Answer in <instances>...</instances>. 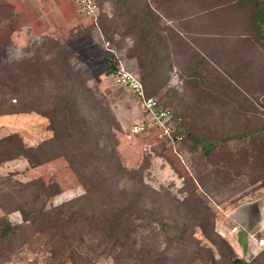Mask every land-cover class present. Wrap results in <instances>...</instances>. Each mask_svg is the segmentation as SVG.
Returning a JSON list of instances; mask_svg holds the SVG:
<instances>
[{
	"label": "rangeland",
	"instance_id": "rangeland-1",
	"mask_svg": "<svg viewBox=\"0 0 264 264\" xmlns=\"http://www.w3.org/2000/svg\"><path fill=\"white\" fill-rule=\"evenodd\" d=\"M95 2L98 11L94 19L76 0H0V138L16 133L31 146L50 138L49 119L23 108V102L27 91L32 96L40 94L43 79L45 104L40 108L50 107L51 96L56 95L50 73L56 78L69 73L79 87L80 102L82 94L88 96L84 111L90 113L91 120L96 121L97 100L117 124L116 151L133 177H119L115 186L129 191L141 178L147 193L162 197L163 205L168 194L195 206L199 202L203 222L213 227V231H207V226L204 230L191 216L186 222L194 225L189 232L192 238L159 231L158 247L166 256L165 264H228L232 256L243 259L239 264H264V241L260 243L256 233L250 235L241 220L236 222L237 214L245 218L244 204L264 195L260 191L264 186V32L258 36L250 29V4L239 0ZM145 5L158 17V26H151L150 31L151 42L157 44L154 51L158 48V55L165 53V43L169 49L165 67L159 66L154 74L155 81L167 80L156 91L146 64L155 57L143 54L147 40L145 30L139 31L148 25L132 29V15L137 14L138 22ZM132 52L142 54L143 61ZM195 52L199 56H194ZM111 62L122 63L138 76L148 97H155L181 119L178 131L184 133L182 140L160 136L140 98L109 76ZM63 63L65 70L57 68ZM1 82L5 84L2 87ZM139 122L146 128L133 134L131 127ZM244 131L253 133L231 137ZM195 138L211 141L210 148L195 143ZM38 178L57 190L51 196H39L47 207L84 192L64 157L34 167L23 157L2 162L0 264H75L59 252L52 253L47 238L39 233L30 239L18 232L1 236L7 222L25 224L19 211L7 205L9 199L2 192ZM152 227L158 231L155 224ZM144 232L158 239L149 225ZM169 235L171 242L166 239ZM92 264L119 263L108 254Z\"/></svg>",
	"mask_w": 264,
	"mask_h": 264
},
{
	"label": "trees",
	"instance_id": "trees-1",
	"mask_svg": "<svg viewBox=\"0 0 264 264\" xmlns=\"http://www.w3.org/2000/svg\"><path fill=\"white\" fill-rule=\"evenodd\" d=\"M237 1L233 0L235 3ZM239 1L250 4V29L260 36L264 32V0ZM140 14L138 22H135L137 14L132 15V29L138 30L140 24L143 25L142 27L148 25V29L141 28L139 31L145 30L147 40L143 54L152 55L153 53L155 57L146 62L151 70L150 75L155 81L157 77L154 74L159 66L165 67L163 63L169 49L165 43L163 46L165 53L158 55V48L156 52L154 51L157 44L151 42L150 31L151 26H158L157 14L148 5L144 6ZM157 37L159 42L163 43L159 33ZM261 37L264 38V34H261ZM170 52L173 53L172 50ZM132 53L141 59L142 54ZM194 56L199 54L195 52ZM64 64L57 65V68L65 70ZM114 68L115 64L111 62L110 70ZM49 76L54 79L56 85V95L51 96L54 99L53 102L50 101L51 106L40 108L45 102L42 100L43 79L39 75L40 80L42 79L40 94L32 96L27 91L23 108H29L46 116L53 135L35 146L27 145L16 133L1 137L0 164L23 157L30 166L34 167L61 156L67 160L81 181L84 192L60 205L47 207L45 202L39 200V196L42 193L51 196L57 190L53 189L52 185H45L40 178L22 183L18 185L19 188L3 191L1 195L9 199L7 205L19 211L25 224L12 225L7 222L1 229L2 238L13 234L18 235V232L22 233L26 239H30L34 233H39L47 238V244L51 247L52 253L59 252L64 260L68 259L75 264H92L100 256L108 254L112 255L119 264H165L166 256L158 247L160 243L158 232L179 234L180 239H184L185 235L192 238L189 232L194 225L186 222L191 216L193 218L190 219L194 223L198 219L199 225L205 230L207 224L203 222V216L197 207L199 202L195 206L186 199L180 201L168 194L163 198L165 200L163 205L162 197L147 193L148 187L141 183V178L137 179L136 184L134 183L129 191L117 188L115 183L119 177L131 179L133 174L119 160L116 151L117 138L114 132L117 124L114 123L113 115L107 107H103L99 101L94 100L97 117L93 122L90 113L84 111V101H87L88 96L82 94L83 102H80L77 94L79 87L74 77L69 73L62 78H56L53 73ZM166 80L167 77H164L155 81L153 83L155 91L163 86ZM142 84L145 95L148 96L144 83ZM4 85L1 82V87ZM84 89L89 90L85 86ZM12 90L17 91L14 88ZM60 119H62L61 122ZM249 133L253 132L244 131L231 137H243ZM194 141L202 143L206 149L210 148L209 140L195 138ZM192 205L193 211L189 212ZM206 214L213 217L209 212ZM236 216L241 223H245L247 213L244 219L241 214ZM153 224L158 231H154ZM148 225L158 239L154 235H145L144 231ZM207 228V231H213V227L207 226ZM166 239L169 242L173 241L170 235L166 236ZM243 262L242 258L232 256L228 264Z\"/></svg>",
	"mask_w": 264,
	"mask_h": 264
},
{
	"label": "built area",
	"instance_id": "built-area-1",
	"mask_svg": "<svg viewBox=\"0 0 264 264\" xmlns=\"http://www.w3.org/2000/svg\"><path fill=\"white\" fill-rule=\"evenodd\" d=\"M76 1L85 14L94 19L96 18L98 5L95 0ZM109 76L114 83L130 90L140 98L143 111H145L148 117H151L161 137L178 141L183 139L184 133H179L178 131L181 119L175 118L170 109L161 105L155 97L146 96L143 84L138 76L126 69L122 63L115 64V68L111 71ZM145 128L146 125L143 122H139L131 127V132L133 134L140 133ZM231 231H237V226H233ZM262 242L263 240H260V243Z\"/></svg>",
	"mask_w": 264,
	"mask_h": 264
},
{
	"label": "crops",
	"instance_id": "crops-1",
	"mask_svg": "<svg viewBox=\"0 0 264 264\" xmlns=\"http://www.w3.org/2000/svg\"><path fill=\"white\" fill-rule=\"evenodd\" d=\"M260 191H261V194H264V186L261 188ZM242 207H245V209H247L248 218L246 217L245 219V225H246L245 230L250 235L251 233L252 234L256 233L258 237L260 236V240L264 241V195L257 196L252 201H250L249 204H244ZM253 207H254V210L250 211V209ZM249 211L252 212L250 213V215H248ZM238 220L239 219H236L237 223H238Z\"/></svg>",
	"mask_w": 264,
	"mask_h": 264
}]
</instances>
